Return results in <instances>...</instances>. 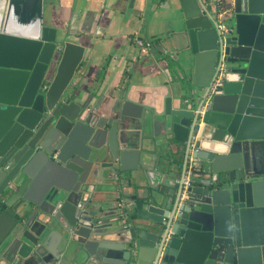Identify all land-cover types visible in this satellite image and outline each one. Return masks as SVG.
I'll list each match as a JSON object with an SVG mask.
<instances>
[{"label":"water","instance_id":"95a60500","mask_svg":"<svg viewBox=\"0 0 264 264\" xmlns=\"http://www.w3.org/2000/svg\"><path fill=\"white\" fill-rule=\"evenodd\" d=\"M178 1L181 95L150 104L78 80L55 0H0V264H264V0L226 2L228 33Z\"/></svg>","mask_w":264,"mask_h":264},{"label":"crops","instance_id":"0c3cea01","mask_svg":"<svg viewBox=\"0 0 264 264\" xmlns=\"http://www.w3.org/2000/svg\"><path fill=\"white\" fill-rule=\"evenodd\" d=\"M179 9L178 0H55L45 19L86 47L88 56L77 73L78 80H85L86 86L102 80L111 88L132 83L147 93L153 104L160 92L163 97L171 93L177 100L182 74L172 70V59L164 56L159 44L144 56L135 39L161 40L172 33L166 18ZM173 64L175 67L176 62ZM193 67L189 71L192 80ZM108 101L106 98L103 105ZM50 174L39 172L36 176L43 181Z\"/></svg>","mask_w":264,"mask_h":264},{"label":"built area","instance_id":"2783aa9c","mask_svg":"<svg viewBox=\"0 0 264 264\" xmlns=\"http://www.w3.org/2000/svg\"><path fill=\"white\" fill-rule=\"evenodd\" d=\"M213 6L215 7V17L218 23V28L222 33H228L230 30V24H229V11L230 9L227 8V5L222 6L220 3V0H214L212 2ZM135 43L137 44L138 48L140 49L141 55H148L154 46L158 44L157 41L152 39H143L137 37L135 39ZM219 83V80H216L213 83V87L215 88Z\"/></svg>","mask_w":264,"mask_h":264},{"label":"trees","instance_id":"16d2710c","mask_svg":"<svg viewBox=\"0 0 264 264\" xmlns=\"http://www.w3.org/2000/svg\"><path fill=\"white\" fill-rule=\"evenodd\" d=\"M208 3H212L214 0H206ZM227 0H220V3L222 6L226 5ZM229 22V21H228ZM157 42H159V39H155ZM171 66L173 68L174 64L171 62Z\"/></svg>","mask_w":264,"mask_h":264},{"label":"flooded vegetation","instance_id":"af4514ba","mask_svg":"<svg viewBox=\"0 0 264 264\" xmlns=\"http://www.w3.org/2000/svg\"><path fill=\"white\" fill-rule=\"evenodd\" d=\"M230 17V16H229Z\"/></svg>","mask_w":264,"mask_h":264}]
</instances>
